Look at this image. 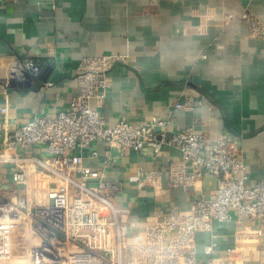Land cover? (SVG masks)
<instances>
[{
  "label": "crops",
  "instance_id": "obj_1",
  "mask_svg": "<svg viewBox=\"0 0 264 264\" xmlns=\"http://www.w3.org/2000/svg\"><path fill=\"white\" fill-rule=\"evenodd\" d=\"M250 14L264 20V0H0V123L14 128L35 114L68 109L84 57L123 55L127 61L108 72L104 96L91 102L108 123L161 116L173 127L223 132L241 147L254 184L264 179V37L251 34ZM26 59L35 60L36 74L25 69ZM46 65L53 70H43ZM187 97L193 107L174 110ZM179 158L173 146L120 156L100 141L85 152L87 165L121 184L130 235L171 206L189 208L216 189L210 176L190 189L170 186L169 170ZM148 170L161 171L162 178L139 184L136 177ZM260 226L258 219L238 222L235 215L215 222L212 231L197 233L199 257L223 254L239 231ZM262 249L264 234L245 251L246 264H260Z\"/></svg>",
  "mask_w": 264,
  "mask_h": 264
},
{
  "label": "built area",
  "instance_id": "obj_2",
  "mask_svg": "<svg viewBox=\"0 0 264 264\" xmlns=\"http://www.w3.org/2000/svg\"><path fill=\"white\" fill-rule=\"evenodd\" d=\"M247 19L251 34L264 37V20L252 14ZM125 61L116 54L86 56L68 109L35 114L14 128L0 123V264H246L245 251L258 245L264 234V179L248 182L237 142L223 132L173 127L161 116L140 124L124 118L110 124L92 107L110 85L108 72ZM24 67L37 73L33 59H26ZM193 105L187 97L174 110ZM99 141L120 156L129 149L150 147L158 154L173 146L180 158L169 170V185L186 190L210 176L217 179L216 189L197 196L189 208L171 206L130 235L123 220L130 209L119 203L121 184L85 163V152ZM34 147L45 155L34 154ZM89 154L97 157L96 150ZM160 178L158 170L136 177L139 184ZM234 215L238 222L258 219L262 226L239 231L236 244L223 254L200 258L197 233L212 231L215 222Z\"/></svg>",
  "mask_w": 264,
  "mask_h": 264
},
{
  "label": "water",
  "instance_id": "obj_3",
  "mask_svg": "<svg viewBox=\"0 0 264 264\" xmlns=\"http://www.w3.org/2000/svg\"><path fill=\"white\" fill-rule=\"evenodd\" d=\"M43 70H48V71H52L53 70V66L52 65H46L45 68ZM39 77L42 79V80H46L47 76L46 75H43V74H40Z\"/></svg>",
  "mask_w": 264,
  "mask_h": 264
}]
</instances>
